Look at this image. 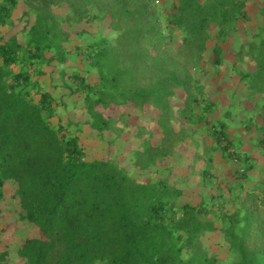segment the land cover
<instances>
[{"label":"trees","instance_id":"obj_1","mask_svg":"<svg viewBox=\"0 0 264 264\" xmlns=\"http://www.w3.org/2000/svg\"><path fill=\"white\" fill-rule=\"evenodd\" d=\"M224 63L264 134V0H0V264H264V136L237 150ZM172 156L203 161L197 203Z\"/></svg>","mask_w":264,"mask_h":264},{"label":"rangeland","instance_id":"obj_2","mask_svg":"<svg viewBox=\"0 0 264 264\" xmlns=\"http://www.w3.org/2000/svg\"><path fill=\"white\" fill-rule=\"evenodd\" d=\"M248 10L250 11V15L253 17L254 21L252 20V22H255V15L257 14V12L255 11V9H253V5L250 4ZM224 64L225 67L223 68V71H221L219 77H215V74L213 72H209L208 74L212 91L217 92V94L212 97V101L218 100L220 102L218 104L221 105L222 109L225 108V106L229 102L236 107L235 112H237L236 115L238 116V118L236 119L235 115L234 123L231 120H227L228 123H230L231 125L234 124L237 128L229 130L232 138L236 141V148L237 150H244L253 156L255 154L257 155L258 150L253 145V139L255 137L264 136V134L260 131L255 130L253 124L250 125V128H252L253 131L246 132V129H243L244 124L239 123L241 121L240 115L244 116L245 118L253 112V103L255 102L252 103L251 99H249L250 97L246 96V89L240 83L239 77L234 75L235 71L231 69V65L227 63ZM194 76H196V72L194 73ZM61 90L63 89L58 88V92H60ZM215 112L216 114L219 113L217 109H215ZM141 118L142 117H140V120ZM140 120L139 118H137L136 122L138 123L140 122ZM256 123L258 124V126H262L263 124L262 120H259L257 118L254 121V124ZM178 157L176 158L172 156L168 159L169 162H172L169 163L172 169L171 173H169L170 179L172 180V183L176 185V187H179L184 191V194L182 196L178 195L175 199L177 201V204L179 205L183 203L195 204L201 196L200 193L203 185L201 184L200 172L202 168L205 167V165L201 160L187 161L185 158ZM258 157V159L261 160V156L259 155ZM215 159V163H218V161H220L221 155L219 154V152L215 154ZM159 169L164 170L163 174L168 175V167L160 165ZM218 169L219 170L215 173L218 178L227 179L230 176L229 168H226L225 165L219 166Z\"/></svg>","mask_w":264,"mask_h":264}]
</instances>
